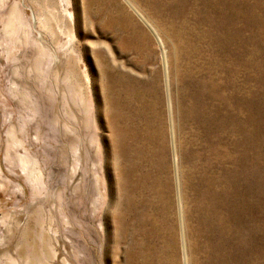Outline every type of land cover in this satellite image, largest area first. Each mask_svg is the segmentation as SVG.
<instances>
[{"label": "rangeland", "instance_id": "rangeland-1", "mask_svg": "<svg viewBox=\"0 0 264 264\" xmlns=\"http://www.w3.org/2000/svg\"><path fill=\"white\" fill-rule=\"evenodd\" d=\"M264 264V0H0V264Z\"/></svg>", "mask_w": 264, "mask_h": 264}, {"label": "clouds", "instance_id": "clouds-1", "mask_svg": "<svg viewBox=\"0 0 264 264\" xmlns=\"http://www.w3.org/2000/svg\"><path fill=\"white\" fill-rule=\"evenodd\" d=\"M189 264H191V261L189 260Z\"/></svg>", "mask_w": 264, "mask_h": 264}]
</instances>
